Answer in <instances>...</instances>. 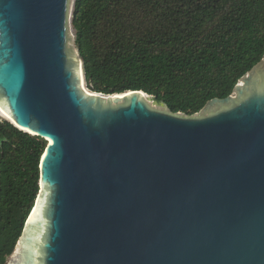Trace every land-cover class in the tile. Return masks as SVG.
<instances>
[{"label": "water", "instance_id": "95a60500", "mask_svg": "<svg viewBox=\"0 0 264 264\" xmlns=\"http://www.w3.org/2000/svg\"><path fill=\"white\" fill-rule=\"evenodd\" d=\"M75 0H0V112L47 140L6 264H264V55L193 115L85 86Z\"/></svg>", "mask_w": 264, "mask_h": 264}, {"label": "trees", "instance_id": "16d2710c", "mask_svg": "<svg viewBox=\"0 0 264 264\" xmlns=\"http://www.w3.org/2000/svg\"><path fill=\"white\" fill-rule=\"evenodd\" d=\"M71 24L89 91L142 90L172 113L228 96L264 55V0H75ZM46 145L0 116V264L34 206Z\"/></svg>", "mask_w": 264, "mask_h": 264}, {"label": "rangeland", "instance_id": "374dc122", "mask_svg": "<svg viewBox=\"0 0 264 264\" xmlns=\"http://www.w3.org/2000/svg\"><path fill=\"white\" fill-rule=\"evenodd\" d=\"M71 30H72L73 40H74V39H75V31H74L73 28H71ZM74 45H75V41H74ZM75 50H76V45H75ZM0 116H1L2 118L8 119V120H10L12 123H14L12 119L7 118V117H5V116H3V115H1V114H0ZM18 128H20V127H18Z\"/></svg>", "mask_w": 264, "mask_h": 264}, {"label": "bare ground", "instance_id": "6f19581e", "mask_svg": "<svg viewBox=\"0 0 264 264\" xmlns=\"http://www.w3.org/2000/svg\"><path fill=\"white\" fill-rule=\"evenodd\" d=\"M0 114L3 115V116H5V117H7V118H10V117H8L7 115H5V114L2 113V112H0ZM10 119H11V118H10Z\"/></svg>", "mask_w": 264, "mask_h": 264}]
</instances>
